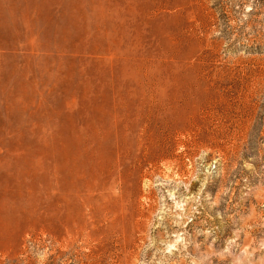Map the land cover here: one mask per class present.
I'll use <instances>...</instances> for the list:
<instances>
[{
  "label": "rangeland",
  "instance_id": "obj_1",
  "mask_svg": "<svg viewBox=\"0 0 264 264\" xmlns=\"http://www.w3.org/2000/svg\"><path fill=\"white\" fill-rule=\"evenodd\" d=\"M0 264H264V0H0Z\"/></svg>",
  "mask_w": 264,
  "mask_h": 264
},
{
  "label": "bare ground",
  "instance_id": "obj_2",
  "mask_svg": "<svg viewBox=\"0 0 264 264\" xmlns=\"http://www.w3.org/2000/svg\"><path fill=\"white\" fill-rule=\"evenodd\" d=\"M116 112V111H115ZM53 131V130H52ZM48 139V138H47ZM120 140V139H119ZM118 156V155H117ZM16 158V157H15ZM98 160H99V158H98ZM101 160V159H100ZM44 165V164H43ZM109 165V164H108ZM5 167V166H4ZM32 169V168H31ZM26 175V174H25ZM2 183V182H1ZM9 192V191H8ZM10 199V198H9ZM14 203V202H13ZM36 207V206H35Z\"/></svg>",
  "mask_w": 264,
  "mask_h": 264
}]
</instances>
